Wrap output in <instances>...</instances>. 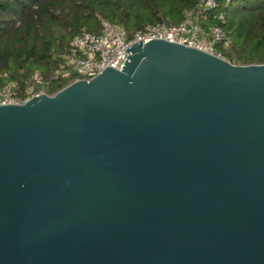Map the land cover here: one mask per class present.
Segmentation results:
<instances>
[{
	"label": "water",
	"instance_id": "1",
	"mask_svg": "<svg viewBox=\"0 0 264 264\" xmlns=\"http://www.w3.org/2000/svg\"><path fill=\"white\" fill-rule=\"evenodd\" d=\"M124 54L0 106V264H264V65Z\"/></svg>",
	"mask_w": 264,
	"mask_h": 264
},
{
	"label": "trees",
	"instance_id": "2",
	"mask_svg": "<svg viewBox=\"0 0 264 264\" xmlns=\"http://www.w3.org/2000/svg\"><path fill=\"white\" fill-rule=\"evenodd\" d=\"M199 0H0V90L14 85L19 96L44 89L53 95L66 86L53 79L62 57L81 32L100 33L101 20L124 29L131 40L148 26L178 25ZM206 12L205 29L219 25L225 11L228 48L223 58L238 66L264 65V0H235ZM38 76V80L35 76Z\"/></svg>",
	"mask_w": 264,
	"mask_h": 264
},
{
	"label": "built area",
	"instance_id": "3",
	"mask_svg": "<svg viewBox=\"0 0 264 264\" xmlns=\"http://www.w3.org/2000/svg\"><path fill=\"white\" fill-rule=\"evenodd\" d=\"M234 1L225 0L224 8ZM218 6L219 0H199L194 9L185 13L184 19L178 25L148 26L135 33L131 40L127 39L124 29L107 20H101L100 33L83 31L73 39L53 79L67 86L77 81H89L102 74L108 67L118 70L125 57L124 53L133 44L152 40L184 45L225 60L217 49L219 45L225 48L231 45V37L222 27L226 19L225 11H220L216 16L219 25L205 29L206 12ZM44 94L48 95L44 89L35 91L31 88L23 99L14 85L7 83L0 90V106L22 105L32 97Z\"/></svg>",
	"mask_w": 264,
	"mask_h": 264
},
{
	"label": "rangeland",
	"instance_id": "4",
	"mask_svg": "<svg viewBox=\"0 0 264 264\" xmlns=\"http://www.w3.org/2000/svg\"><path fill=\"white\" fill-rule=\"evenodd\" d=\"M233 65H234V64H233ZM35 79L38 80V76H37V75L35 76Z\"/></svg>",
	"mask_w": 264,
	"mask_h": 264
}]
</instances>
